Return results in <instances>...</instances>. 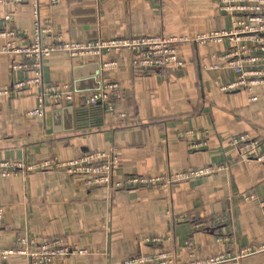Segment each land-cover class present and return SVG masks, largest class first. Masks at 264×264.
Here are the masks:
<instances>
[{"label":"crops","instance_id":"obj_1","mask_svg":"<svg viewBox=\"0 0 264 264\" xmlns=\"http://www.w3.org/2000/svg\"><path fill=\"white\" fill-rule=\"evenodd\" d=\"M217 5L218 0H59L55 5L39 0V22L44 26L47 21L64 39L89 42L131 35L193 36L229 25ZM7 13V26L29 41L31 7L4 0L1 26ZM42 40L48 43L50 36L42 33ZM4 41L0 36V45ZM228 47L226 41L184 45L183 65L171 63L161 70L133 67L125 48L81 57L54 51L43 61L42 76L46 82L69 84L71 102L47 98L45 114L38 118L27 113L37 101L26 90L0 95V160H66L86 149H108L120 158L114 182L129 174L161 176L230 164L176 181L168 189L157 184L91 187L67 173L0 176V249L20 245V236L35 241L61 238L87 253L58 258L53 264H123L128 257L160 251L174 264L233 256L238 247L264 243V208L259 204L264 199V162L237 161V150L229 143L230 135L246 132L260 138L258 151L264 150V99L249 101L242 89L222 91L233 79V70L223 64L216 69L199 64L202 57L215 61L211 55L220 56ZM20 60L0 53V88L32 75L11 70ZM109 60L117 66L104 69ZM108 81L120 87L111 96L114 111L85 105L84 97ZM255 92L264 93V87ZM189 130L194 134H187ZM246 194L254 199H245ZM222 235L229 240L217 242ZM0 264H28V259L12 254L0 257ZM239 264H264V251L244 256Z\"/></svg>","mask_w":264,"mask_h":264},{"label":"built area","instance_id":"obj_2","mask_svg":"<svg viewBox=\"0 0 264 264\" xmlns=\"http://www.w3.org/2000/svg\"><path fill=\"white\" fill-rule=\"evenodd\" d=\"M4 0H0L2 3ZM13 3H25L31 7V19L33 20V34L29 41H24L23 34L7 26L11 19L9 13L4 16V25H0V36L4 43L0 45V53L18 55L21 60L11 64V70H28L32 75L11 81L6 87L0 88V95L10 96L14 92L26 90L34 96L37 104L33 109L27 111L31 117L41 118L45 114V101L47 98L57 103L71 102L72 92L67 83L46 82L42 76L43 61L54 51L66 53L69 57L101 56L103 52L117 51L122 48L128 50L130 63L133 67L148 70H161L168 64L182 66L184 61L180 52L184 45H204L229 42L227 51L220 56L212 54L213 62H208L206 57L200 59V66L204 69H216L220 65L229 67L234 72L232 80L221 87L222 91L231 89H242L246 92L249 101L256 102L264 99V93L258 94L256 88L264 87V0H218L217 8L222 15L229 17V25L193 36L177 35H131L120 38H108L89 42L85 40L64 39L62 36L52 32L50 24L45 21L44 26L39 22V0H10ZM59 0H49L55 5ZM42 33L50 36L48 43L42 40ZM185 48V47H184ZM219 61H223L220 63ZM117 62L109 60L103 63L104 69L116 67ZM119 84L115 81L104 83L98 90L88 93L85 105H99L101 109L114 111L111 96L119 92ZM123 118L124 112H118ZM178 117L182 114L178 113ZM189 135L194 131L186 132ZM229 143L237 150L236 160L245 163L252 161L264 162V150L258 151L261 140L251 137L246 132H240L229 136ZM223 167H230L227 162L225 166L210 164L199 168L188 169L172 173L171 175L148 176L143 174H129L121 181H113V173L120 168V158L110 153L108 149L94 148L86 149L80 156L61 160L56 156L46 157L40 161L29 163L21 160H0V176L9 177L19 173L31 172H53L77 175L88 185L107 186L111 188L136 186L160 185L162 189H168L179 180L202 177L214 173ZM247 200L254 199L253 194L244 196ZM264 208V199L259 200ZM3 219L2 208H0V226ZM201 223H195L200 227ZM20 245L0 249L1 259L9 255L20 254L28 259V264H53L58 258L68 257L75 254H85L87 250L82 247L69 245L61 238L35 241L28 236H20ZM226 235L218 236L217 242L228 241ZM264 251V243L246 247H238L233 256L218 254L201 260H189L174 264H215L225 261H233L239 264L244 256ZM193 255V252L190 253ZM170 258L164 251L149 254H137L128 257L123 264H168Z\"/></svg>","mask_w":264,"mask_h":264},{"label":"water","instance_id":"obj_3","mask_svg":"<svg viewBox=\"0 0 264 264\" xmlns=\"http://www.w3.org/2000/svg\"><path fill=\"white\" fill-rule=\"evenodd\" d=\"M34 106H35V105H33V107H31V108H30V109H28L27 111H29V110L33 109V108H34ZM66 110H67V108H66ZM79 113H81V111H80Z\"/></svg>","mask_w":264,"mask_h":264}]
</instances>
